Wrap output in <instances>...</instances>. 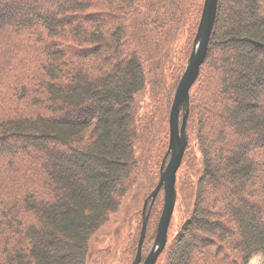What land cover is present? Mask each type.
I'll list each match as a JSON object with an SVG mask.
<instances>
[{
    "label": "trees",
    "instance_id": "obj_1",
    "mask_svg": "<svg viewBox=\"0 0 264 264\" xmlns=\"http://www.w3.org/2000/svg\"><path fill=\"white\" fill-rule=\"evenodd\" d=\"M203 1L0 0V264H88L134 169L169 139L140 132L138 95L192 35L164 82L169 119ZM186 129L183 218L155 264H264V0H218Z\"/></svg>",
    "mask_w": 264,
    "mask_h": 264
},
{
    "label": "rangeland",
    "instance_id": "obj_2",
    "mask_svg": "<svg viewBox=\"0 0 264 264\" xmlns=\"http://www.w3.org/2000/svg\"><path fill=\"white\" fill-rule=\"evenodd\" d=\"M196 21L197 18L195 19V22ZM195 22L190 25L189 31H194ZM182 38L181 46L177 49V59L175 63L171 67H168L162 62L160 68L154 70L156 79H153V83H156V87H152L151 84H147L146 88L138 95V100L141 102V106L143 108L142 111L139 112L138 127L140 132H143V136L147 135L148 130L165 131L168 133V114L165 110H161L163 104L166 103L165 97L167 96L165 95L167 88L164 85V82L167 81L168 85L173 82V80H171V76L175 73V68L178 67V65H183L188 54L187 52V54L180 56L178 55V52L181 49L190 47L189 43L191 42L192 35L190 40H188V36H183ZM162 67L164 69L163 73L161 72ZM170 93L172 92L170 91ZM8 108L14 109V105L7 107L5 110H8ZM167 138L166 134L162 133V135L154 142L147 171H145L146 167L143 165H138L134 169L136 173L135 184L129 187L128 192L122 199L118 211L109 216L108 220L99 228L91 240L88 264H100L99 262H95L100 258V254H97L99 251V253L104 251L111 253L112 261L110 264H130L135 245L134 235L137 232V239L139 231L138 227L140 226V222H142L141 211L143 201L158 181L159 166L167 148ZM146 141L139 144L144 146ZM193 144L195 145V142H193ZM194 153L195 155L197 154L196 147H194ZM184 167L185 165L183 168ZM146 172H148V174H146ZM162 205L163 195L160 193L156 204V211L150 218L148 217V222L149 219L152 218L151 222L147 223L148 229L146 230V233H148L147 240H149V242L151 241L152 236H155L154 232H156V226L162 210ZM182 218L183 213L178 210L177 206L176 212L174 213L170 223L171 225H169L168 229L169 240H171L175 234ZM148 248L149 244L145 246L144 253L147 250V252H149L151 247L149 249Z\"/></svg>",
    "mask_w": 264,
    "mask_h": 264
},
{
    "label": "water",
    "instance_id": "obj_3",
    "mask_svg": "<svg viewBox=\"0 0 264 264\" xmlns=\"http://www.w3.org/2000/svg\"><path fill=\"white\" fill-rule=\"evenodd\" d=\"M218 0H204L192 49L182 70L171 104L168 126L169 139L166 152L159 167V179L152 191L143 201L142 223L136 244V251L130 264H155L163 251L168 229L176 202V177L188 145L187 118L189 113L190 89L198 78L210 41L217 15ZM182 115L179 121V115ZM163 189V206L157 222L154 240L149 252L142 259V246L146 237L149 210L159 191ZM148 207V209H147Z\"/></svg>",
    "mask_w": 264,
    "mask_h": 264
}]
</instances>
